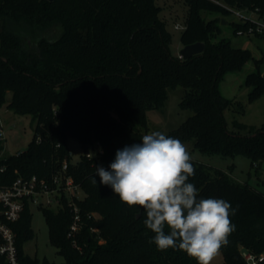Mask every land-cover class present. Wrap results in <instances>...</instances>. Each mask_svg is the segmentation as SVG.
<instances>
[{
    "label": "trees",
    "instance_id": "trees-1",
    "mask_svg": "<svg viewBox=\"0 0 264 264\" xmlns=\"http://www.w3.org/2000/svg\"><path fill=\"white\" fill-rule=\"evenodd\" d=\"M184 2L188 14L181 43L205 44L203 54L188 60L172 55V36L156 0H0V110L6 106L35 123L28 149L6 160L9 182L50 175L67 160L68 175L84 193L77 200L83 219L77 244L69 236L73 215L66 200L63 208L42 210L61 264H197L182 250H158L149 242L155 234L144 224L146 212L122 203L98 175L97 184L91 182L96 166L110 171L117 150L141 143L149 133L148 112L163 105L171 89L185 88L180 106L193 115L167 136L193 141L203 154L241 155L253 167H264V127L248 135H241L239 124L230 130L224 112L235 100L220 90L226 75L242 71L253 55L230 39L217 40L229 11L209 0ZM225 2L264 12V0ZM233 25L241 36L250 23ZM260 63L255 61L257 70L246 79L252 99L264 93ZM69 138L95 157L85 154L71 163ZM191 162L195 175L189 182L199 190L197 198L224 199L236 209L230 216L235 230L219 250L224 264H248L240 247L263 255L264 195L220 168ZM32 209L27 206L13 225L19 264H58L24 250L35 237ZM0 264H7L2 257Z\"/></svg>",
    "mask_w": 264,
    "mask_h": 264
},
{
    "label": "clouds",
    "instance_id": "clouds-1",
    "mask_svg": "<svg viewBox=\"0 0 264 264\" xmlns=\"http://www.w3.org/2000/svg\"><path fill=\"white\" fill-rule=\"evenodd\" d=\"M140 140L116 151L110 171L96 166L92 184L98 175L122 203L143 209L144 224L155 234L149 242L158 250L179 249L197 264H211L235 230L230 216L236 209L224 199L197 198L189 182L192 157L179 139L152 131Z\"/></svg>",
    "mask_w": 264,
    "mask_h": 264
},
{
    "label": "rangeland",
    "instance_id": "rangeland-1",
    "mask_svg": "<svg viewBox=\"0 0 264 264\" xmlns=\"http://www.w3.org/2000/svg\"><path fill=\"white\" fill-rule=\"evenodd\" d=\"M156 4L161 7L159 18L172 36L171 53L180 57V52L183 49L181 35L184 29L178 30L176 27L177 25L186 27L188 6L184 0H156ZM203 17L212 19V16L206 13H203ZM226 21L227 24L221 25L222 33L217 40L230 39L235 47L247 48L253 55V59L242 71L226 75L220 86L221 93L225 98L235 100V105L224 112L228 128L234 130L235 124H239L241 135H248L250 132H256L264 127V93L260 97L252 99L250 97L252 87L246 85L248 75L257 70L256 60L261 61L260 68L264 76V38L235 35L233 24L242 22L235 14L229 13ZM185 93L186 90L182 86L169 90L166 102L148 112V134L152 131H160L166 135L180 127L193 115L192 111L182 109L180 106ZM1 115L7 134L6 156L25 152L34 138L35 123L32 116L15 114L6 106L1 109ZM183 144L195 162L220 168L231 174L237 182L248 184L264 195V167L259 169L253 167L250 159L241 155L232 158L203 154L195 148L193 141ZM67 147L71 154V163L79 162L86 154L82 144L73 138L67 140ZM83 198L84 193L80 190L78 199ZM32 213L35 237L25 243L26 254L41 261L47 259L58 264L64 263L59 249L50 241L49 227L43 211L33 208ZM240 250L243 253L246 252L243 247H240ZM211 264H224L223 254L219 252Z\"/></svg>",
    "mask_w": 264,
    "mask_h": 264
},
{
    "label": "built area",
    "instance_id": "built-area-1",
    "mask_svg": "<svg viewBox=\"0 0 264 264\" xmlns=\"http://www.w3.org/2000/svg\"><path fill=\"white\" fill-rule=\"evenodd\" d=\"M209 1L235 14L241 21L250 23L247 32L245 34L240 32L239 35L264 37V12L260 9L239 10L227 4L225 0ZM176 28L185 30L186 27L177 25ZM6 141L7 134L0 110V142L3 145L0 152V257L4 258L7 264H19L16 232L13 225L21 219L27 206L39 210H58L64 207L66 200L73 215L69 236L77 244V236L83 227L81 210L77 204L81 187L73 177L68 175V161L64 160L62 165L50 175L18 176L9 182L6 160L11 156L19 157L23 152L6 156ZM41 142V137H38L37 143ZM86 156L91 159L95 157V152L89 151ZM244 257L248 264H259L264 260V254L255 255L247 251L244 252Z\"/></svg>",
    "mask_w": 264,
    "mask_h": 264
},
{
    "label": "water",
    "instance_id": "water-1",
    "mask_svg": "<svg viewBox=\"0 0 264 264\" xmlns=\"http://www.w3.org/2000/svg\"><path fill=\"white\" fill-rule=\"evenodd\" d=\"M50 2H53L55 0H48ZM222 24H227V21L225 19L222 20ZM205 50V44L203 42H197L195 44L184 46L183 49L180 52V58L183 60H188L194 56L203 54ZM139 217V215H138Z\"/></svg>",
    "mask_w": 264,
    "mask_h": 264
},
{
    "label": "crops",
    "instance_id": "crops-1",
    "mask_svg": "<svg viewBox=\"0 0 264 264\" xmlns=\"http://www.w3.org/2000/svg\"><path fill=\"white\" fill-rule=\"evenodd\" d=\"M247 49V48H246Z\"/></svg>",
    "mask_w": 264,
    "mask_h": 264
}]
</instances>
